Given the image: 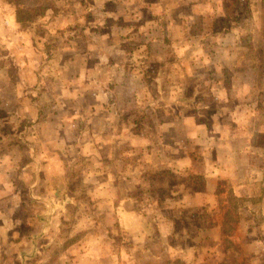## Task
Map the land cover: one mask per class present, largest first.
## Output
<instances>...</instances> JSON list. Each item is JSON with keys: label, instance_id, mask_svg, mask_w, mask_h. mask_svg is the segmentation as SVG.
I'll return each instance as SVG.
<instances>
[{"label": "crops", "instance_id": "1", "mask_svg": "<svg viewBox=\"0 0 264 264\" xmlns=\"http://www.w3.org/2000/svg\"><path fill=\"white\" fill-rule=\"evenodd\" d=\"M3 2L8 11L0 50L4 264H34L49 253L57 234L52 229L71 205L82 211L74 228L99 230L96 247L117 230L135 246L158 240L167 253L159 261L147 250L101 256L116 263L264 264V99L250 95L247 71L240 79L231 75L228 82L215 72L211 80L205 78L207 62L197 61L209 53L203 39L217 34L218 4L49 0L50 32L42 37L37 23L22 27L16 14L21 0ZM61 5L68 9L62 24ZM196 18L206 37L186 46L182 29ZM10 34L17 38L15 48L6 40ZM25 41L30 42L26 57V47L19 44ZM192 64L201 75H186ZM45 65L51 72L40 74ZM233 65L237 69L241 63ZM191 78L195 80L188 88ZM233 91L244 102H235ZM205 97L213 106L200 102ZM167 176L177 181L162 196L157 189ZM218 192L241 198L243 205L235 212L230 234L224 235L223 215L233 206L228 201L220 221L209 219L208 239L202 242L179 222H194L192 213H208ZM88 198L91 212L86 211ZM111 214L114 224L108 226L104 220ZM70 235L74 248L80 245V234ZM204 242L207 248L201 249ZM82 257L79 264L87 258ZM95 262L101 264L98 257Z\"/></svg>", "mask_w": 264, "mask_h": 264}, {"label": "rangeland", "instance_id": "2", "mask_svg": "<svg viewBox=\"0 0 264 264\" xmlns=\"http://www.w3.org/2000/svg\"><path fill=\"white\" fill-rule=\"evenodd\" d=\"M214 2H216V4H218L219 7V11L217 12L216 19L214 21L215 27L213 28L214 32L217 34L215 36L214 35L210 36L209 39L206 40L204 38L206 37V33H205L206 29H204L203 24L200 22V19L196 18V20H194L196 23H190L189 21L187 22V24L184 25L182 31L185 32V37L184 38L181 37V39H183V41L186 40V42L184 41L186 46L193 47L194 45H198L200 43V39L204 38L202 43L204 45H207L205 47L207 52L209 50V53L207 57H197V61L201 59L202 61L204 60L207 62L206 63L207 71L205 74V78L211 80L215 79L216 77L215 72H216L221 74V77L225 80V82H228L229 77L231 75H236L238 76V79H240L242 74L245 71H247L248 73L245 75V81L247 77L248 82L253 84V90L250 92L251 93L250 95H253L254 98L258 95L259 98L264 99L263 1L262 0H214ZM16 7H17L16 14L18 18L21 19L22 21L21 24L24 29L26 28L28 29L29 27H31L32 23H37L36 27L40 26L38 28V33L41 34L42 37H46V36L48 37V32H50L49 28L47 27L50 20L48 14L51 13L49 0H21L19 6ZM61 8L63 9V13H62L63 15L59 19V21L62 24L63 18L66 17V12L68 9H64L62 5ZM10 9L13 11L12 8ZM4 14L8 15V11L4 10V2H3V4H0V25H1L0 50L4 48V23H5ZM39 19L41 20L38 21ZM40 22H42V24H40ZM7 36L8 39L6 40L8 41L9 45L12 46V48H15V46L17 45L16 36L11 34ZM50 39H47L48 42ZM27 41H25V43L23 42L19 43L21 46L26 47L24 49L25 51V55H23L24 57L29 55V50H30L29 48L30 45H28V43L30 42L26 43ZM206 42L208 44H206ZM50 54L54 55L53 53ZM37 56H40V58L42 59L45 58L44 55H41L40 53L37 54ZM47 60H50V58H48ZM235 62L239 64L241 62V66L243 69L242 70L239 69L241 68V66L235 69L233 67L234 66L233 63ZM2 63H4V58H0V64ZM194 64H192V66L190 67L191 68L190 70L192 71L189 70V72H186L187 76L189 74L191 76L202 74L201 73L202 70L199 71L197 70L198 72H196V68H194ZM47 66L48 65H45L40 69V74H42L43 72L45 74H49L51 72ZM213 66H216L218 69H214ZM247 68L249 69L247 70ZM194 80L195 79L191 78V80L188 81L189 83L187 86L188 88H192ZM0 81L3 83L4 79H0ZM1 86L2 85H0V87ZM1 90L4 92V86L2 87ZM238 92H240L239 88H238ZM238 92L233 91V97L236 99L235 102L238 103L244 102V100L240 99V97L235 96V94H237ZM253 97H250V99H253ZM200 102L202 104L205 103L211 106H213L214 104V102L210 100L208 97H205L203 101ZM0 120L4 121V107L0 109ZM0 123L3 122L0 121ZM175 181H177L176 178H173L172 176H167V179L163 183V187H162L163 190L159 188L157 189L158 191L157 193L162 196L169 195L170 192H167V190H169L172 187V184ZM25 193L22 195V198H24V200L26 198ZM2 194L4 196V193ZM218 194L219 196L216 203H214L213 207H211V209L207 211L208 213L198 212V214L196 213V215L192 213V215L196 217V220L194 222H191L190 220L187 219H184V221H181V223L179 222V226L186 227L184 228V231L188 232L190 236H194V237L201 236L202 242L203 240H206L207 242L208 239L207 236L205 235L209 234L208 233L209 230L208 223H210L209 219L212 218L213 222H217V220L220 221L224 211L223 208L227 207L228 201H232V205H233L231 207V212H229L230 214L229 217L230 219H232V221L236 220L235 212L237 211L238 208H240L243 205V200L241 198L230 197V196L227 197L228 192H218ZM87 200L88 203H86V205H88V207L86 208V211L91 212L92 202L90 198H88ZM225 201L226 203L224 204ZM1 203L4 206V201ZM229 204L231 205V203ZM27 211L28 213L26 212V216L30 213L29 207L27 208ZM78 213H80L81 215L82 211L77 210L74 207V205H71L67 208V210L64 212V215L62 216L63 226L61 228H58L59 226L62 225L61 221L58 220L56 222V224H58V227L54 226V229H52V233L57 232V234L55 239L56 241L53 242V244L48 248L49 253L47 252V254L49 255L47 254L43 256L39 255V257L37 258L34 264H79L80 262H78V260L80 259V256L87 257L86 260L82 262V264H96L95 262L96 257L99 258L101 264H128L125 261L122 262L119 261L118 263H116L111 259V257H101V256L102 255L115 256L114 254L116 252L127 253L128 251L130 252L131 249L134 252L139 253V255H141L143 252L147 250L151 256L159 258L157 261H159L162 257L167 255V253L164 251L165 247L162 246L158 240H149L144 242L142 245L135 246L134 243H132L131 241H129V239L126 238L124 233L118 232L117 230H112V233H110L111 236L109 237V239H106L107 242L103 244V246L96 247L97 245L96 242H98V239H96V233L99 232L97 228L92 227L86 229L87 227L85 228L80 226H77L76 228L73 227L78 217ZM113 216L114 215L112 214L108 215L106 217L107 219L104 220V223L107 224L108 226H113L114 224ZM240 216L242 217L244 215L241 214ZM194 225L196 227H201L200 230H195ZM203 228L205 230H201ZM17 230H19L21 233L27 231V229L21 230L19 228ZM14 231L15 229L11 230L10 233H13ZM72 231H73V235L77 236L76 238H78V235H75V233L80 234L81 236L79 239L81 243L80 245H77V247L75 248H74L75 244H72V242H74V238H72V235H70ZM197 232L202 235H198ZM81 239H83V241H81ZM218 240H222L223 246H226L225 238L222 237V239H220L219 237ZM206 242H204V245L201 249L207 248ZM170 244L173 246V248L176 247L175 241L170 242ZM4 247L6 246H3V248L0 246V264H4L5 262L4 252L6 250H4ZM169 252L171 253L173 252L170 246H169ZM71 254L73 255L71 256ZM6 257H8L7 253H6ZM238 258H240V256ZM170 262L171 263H163V264H183L178 262V260L170 261ZM141 264H155V262L149 260L147 261L143 260ZM218 264H223V263L219 262Z\"/></svg>", "mask_w": 264, "mask_h": 264}, {"label": "trees", "instance_id": "3", "mask_svg": "<svg viewBox=\"0 0 264 264\" xmlns=\"http://www.w3.org/2000/svg\"><path fill=\"white\" fill-rule=\"evenodd\" d=\"M262 1H263V8H264V0H262ZM241 57H242V54H241ZM229 215L230 214H229V211L228 210L223 215L222 231L224 232L225 235H229L230 234V231H231V222H232V219H230ZM178 262L183 263L180 260H178ZM166 263H171V262L169 261V262H166Z\"/></svg>", "mask_w": 264, "mask_h": 264}]
</instances>
